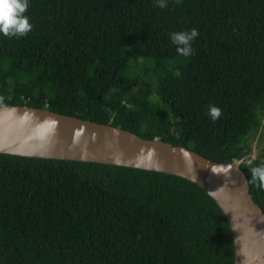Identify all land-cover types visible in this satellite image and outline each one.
<instances>
[{
  "label": "trees",
  "instance_id": "16d2710c",
  "mask_svg": "<svg viewBox=\"0 0 264 264\" xmlns=\"http://www.w3.org/2000/svg\"><path fill=\"white\" fill-rule=\"evenodd\" d=\"M165 3L28 0L32 30L0 33V104L240 157L245 133L264 128V0ZM193 28L179 55L171 33ZM250 161L237 165L264 216L250 171L264 142ZM0 264H232V242L214 200L179 175L0 152Z\"/></svg>",
  "mask_w": 264,
  "mask_h": 264
},
{
  "label": "water",
  "instance_id": "95a60500",
  "mask_svg": "<svg viewBox=\"0 0 264 264\" xmlns=\"http://www.w3.org/2000/svg\"><path fill=\"white\" fill-rule=\"evenodd\" d=\"M0 152L107 162L179 175L203 189L225 216L232 264H264V216L233 160H212L183 145L144 138L109 123L9 103L0 104Z\"/></svg>",
  "mask_w": 264,
  "mask_h": 264
},
{
  "label": "clouds",
  "instance_id": "9594fccd",
  "mask_svg": "<svg viewBox=\"0 0 264 264\" xmlns=\"http://www.w3.org/2000/svg\"><path fill=\"white\" fill-rule=\"evenodd\" d=\"M157 3L160 8L167 6L165 0H157ZM27 8L28 0H0V33L5 37L26 36L32 30L29 17L25 15ZM198 35V30L195 28L190 31H178L171 33V41L177 46L176 51L179 55L188 57L193 51L192 41ZM209 115L215 121L222 115V110L210 106ZM251 164L252 162L249 161L250 166ZM250 171L251 182L264 189V164L250 167Z\"/></svg>",
  "mask_w": 264,
  "mask_h": 264
},
{
  "label": "rangeland",
  "instance_id": "374dc122",
  "mask_svg": "<svg viewBox=\"0 0 264 264\" xmlns=\"http://www.w3.org/2000/svg\"><path fill=\"white\" fill-rule=\"evenodd\" d=\"M151 97L154 98V95ZM243 141L245 143V152L240 157L233 159L236 163L250 161L258 156L260 146L264 142V128L258 125L249 129L243 136Z\"/></svg>",
  "mask_w": 264,
  "mask_h": 264
}]
</instances>
